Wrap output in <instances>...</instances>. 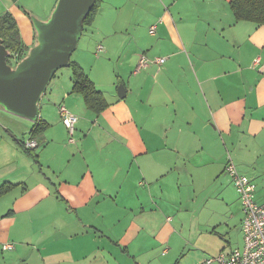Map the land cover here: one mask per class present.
Masks as SVG:
<instances>
[{"label": "crops", "instance_id": "obj_1", "mask_svg": "<svg viewBox=\"0 0 264 264\" xmlns=\"http://www.w3.org/2000/svg\"><path fill=\"white\" fill-rule=\"evenodd\" d=\"M127 1L135 16L101 2L70 57L102 92V111L72 91V70L54 74L35 162L19 144L33 122L0 107V184L18 185L0 197V264H177L183 210L209 182L239 201L227 161L241 171L264 161V25L237 20L230 0ZM7 8L28 46V11ZM60 104L77 116L72 141Z\"/></svg>", "mask_w": 264, "mask_h": 264}, {"label": "water", "instance_id": "obj_2", "mask_svg": "<svg viewBox=\"0 0 264 264\" xmlns=\"http://www.w3.org/2000/svg\"><path fill=\"white\" fill-rule=\"evenodd\" d=\"M96 0H56L47 18L27 16L34 39L26 54L9 64V49L0 38V107L36 122L39 102L58 69L70 64L78 46L83 22ZM119 97L123 95L119 93Z\"/></svg>", "mask_w": 264, "mask_h": 264}, {"label": "rangeland", "instance_id": "obj_3", "mask_svg": "<svg viewBox=\"0 0 264 264\" xmlns=\"http://www.w3.org/2000/svg\"><path fill=\"white\" fill-rule=\"evenodd\" d=\"M101 2L113 3L118 7L117 13L124 12V16L126 18L130 17V12H132V16H135L137 13L136 7L134 8L133 3L127 0H98V3ZM12 4H15L17 7L28 11V13L33 14L39 19L47 18L51 10V8H49L48 4L44 0H39L37 3L34 1L33 4L31 3V0H1L0 13L11 12L10 8H7V6H10ZM13 18L15 19V17ZM18 23V27H20L19 29H21L20 36L24 41L25 36L23 34V28L20 22ZM129 31L131 32V29ZM123 32L124 31H122L121 33ZM88 37H90L88 31H83L81 39H79L77 48L82 46L84 40H86V38ZM33 39L31 44L33 43ZM31 44H29L28 46H30ZM100 52H98L99 56L101 55ZM94 54L96 55L97 51ZM73 56L74 55L72 54L71 59L73 58ZM67 74H71L70 67H61L56 71L53 78H60L61 80H65ZM54 80L56 79H53V81L48 84L47 90L50 88V85L54 83ZM42 107L44 108V105H42ZM14 116L17 119L21 118L16 115ZM238 171L251 179V181L255 184L256 200L259 203H264L263 159L260 158L259 161L254 164V166H252L249 170ZM208 185V194L199 195L196 204L189 205L188 201H186V198L182 203L183 207L186 205L189 206L188 211L183 210L186 218V223L183 231L185 243L182 242L181 250L177 254V257L179 258V262L177 264H198L202 259L214 258L221 251L228 252L235 248H241L243 245V234L241 230L243 210L240 202L236 198V195L233 196V194L231 195V192H229L227 194H229L230 199H224V196L223 194H221V192L215 191L216 185L213 182H209ZM198 207H201V214ZM198 218H201V220L204 221H211L213 224L208 225L207 228H205V226L199 228ZM213 227L215 228V231L212 230ZM221 235H224V239L220 237ZM22 262L26 263L27 261L23 260ZM210 264L219 263L217 261H214Z\"/></svg>", "mask_w": 264, "mask_h": 264}, {"label": "built area", "instance_id": "obj_4", "mask_svg": "<svg viewBox=\"0 0 264 264\" xmlns=\"http://www.w3.org/2000/svg\"><path fill=\"white\" fill-rule=\"evenodd\" d=\"M155 26L150 27L153 32ZM102 50L99 44L96 47L97 53ZM150 60L144 55H140L138 67L148 64ZM153 61L163 63V57H155ZM257 61V60H255ZM58 114L66 129L69 132V141H72L77 116L65 105L58 106ZM26 148H35L36 140L29 136L23 139ZM225 172L230 176L233 186L239 196V201L243 210L241 230L243 234V245L228 252H220L216 257L205 259L206 262L217 261L219 264H264V203H259L255 196V184L246 175L240 173L236 166L228 160L225 165ZM14 244L9 242L2 245V249H12Z\"/></svg>", "mask_w": 264, "mask_h": 264}, {"label": "trees", "instance_id": "obj_5", "mask_svg": "<svg viewBox=\"0 0 264 264\" xmlns=\"http://www.w3.org/2000/svg\"><path fill=\"white\" fill-rule=\"evenodd\" d=\"M229 3L237 20H249L257 25H264V0H230ZM99 4L98 0H96L94 6L84 19L83 29L91 24ZM0 38H2L3 44L10 51V55L7 58L9 64L17 62L26 54L28 46L21 39L18 25L9 12L0 15ZM69 67L72 70L73 76L72 91L82 95L87 108L93 110L95 113L102 111L107 106L102 92L95 87L78 64L70 60ZM45 126L46 123L44 122L33 123L28 133L29 138L36 140L38 144V139ZM19 144L37 162L35 148H26L23 139L19 141ZM16 186L18 185L9 181L1 183L0 197Z\"/></svg>", "mask_w": 264, "mask_h": 264}]
</instances>
